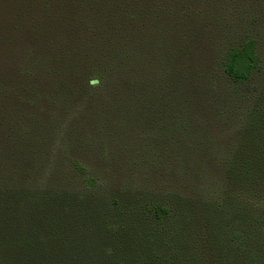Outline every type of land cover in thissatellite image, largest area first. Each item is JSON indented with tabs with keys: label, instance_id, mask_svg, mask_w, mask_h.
<instances>
[{
	"label": "rangeland",
	"instance_id": "1",
	"mask_svg": "<svg viewBox=\"0 0 264 264\" xmlns=\"http://www.w3.org/2000/svg\"><path fill=\"white\" fill-rule=\"evenodd\" d=\"M246 40L263 73L237 84L223 62ZM263 87L264 0H0V204L215 192Z\"/></svg>",
	"mask_w": 264,
	"mask_h": 264
},
{
	"label": "trees",
	"instance_id": "2",
	"mask_svg": "<svg viewBox=\"0 0 264 264\" xmlns=\"http://www.w3.org/2000/svg\"><path fill=\"white\" fill-rule=\"evenodd\" d=\"M261 63L246 40L223 70L244 84L263 73ZM254 95L243 129L222 148L215 192L190 186L139 207L24 193L0 204V264H264V87ZM97 220L101 231L92 232Z\"/></svg>",
	"mask_w": 264,
	"mask_h": 264
},
{
	"label": "water",
	"instance_id": "3",
	"mask_svg": "<svg viewBox=\"0 0 264 264\" xmlns=\"http://www.w3.org/2000/svg\"><path fill=\"white\" fill-rule=\"evenodd\" d=\"M93 83H97V81H94Z\"/></svg>",
	"mask_w": 264,
	"mask_h": 264
}]
</instances>
